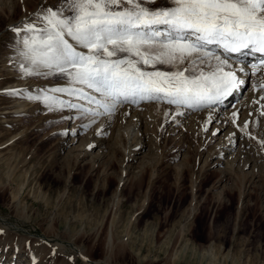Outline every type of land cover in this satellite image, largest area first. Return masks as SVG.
Instances as JSON below:
<instances>
[{
  "label": "rangeland",
  "instance_id": "374dc122",
  "mask_svg": "<svg viewBox=\"0 0 264 264\" xmlns=\"http://www.w3.org/2000/svg\"><path fill=\"white\" fill-rule=\"evenodd\" d=\"M148 6L172 5L155 0ZM49 9L73 14L65 0H0V264H264V67L246 74L237 97L235 90L211 107L138 101L139 109L122 126L137 124L146 146L128 163L127 134L120 137L122 146L116 134L133 103L104 115L67 106L49 111L45 94L104 110L67 92H51L81 87L67 78L27 76L21 69L30 67L19 54L23 39L39 35L25 33L24 26L43 29ZM208 50L238 70L232 55L217 45ZM254 58L246 67L252 68ZM216 63L205 61L196 74L214 70ZM185 66L187 61L178 68L143 67ZM14 90L19 94L9 95ZM137 113L138 122L132 119ZM149 114L151 119H143ZM90 139L99 144L86 151L82 143ZM220 151L222 164L204 167L219 160L210 152ZM146 158L152 164L137 187L132 181ZM124 164L131 168L126 177Z\"/></svg>",
  "mask_w": 264,
  "mask_h": 264
},
{
  "label": "snow or ice",
  "instance_id": "6c2138e0",
  "mask_svg": "<svg viewBox=\"0 0 264 264\" xmlns=\"http://www.w3.org/2000/svg\"><path fill=\"white\" fill-rule=\"evenodd\" d=\"M65 3L71 16H65L63 9H49L42 17L43 29L33 24L24 26L25 33L39 35L23 39L19 54L30 67H20L27 76L67 78L70 85L81 87L52 88L51 92H67L104 111L66 104L55 95L45 94L43 101L49 111L67 106L81 109L82 114L104 115L121 103L145 100H163L177 107H211L244 83L237 72H245V67L234 69L227 58L208 50V46L217 45L226 54L245 50L264 54V0H170L171 7L158 9L148 6L155 0ZM161 25L168 30L159 31ZM13 30L17 34L21 31ZM211 59L217 61L214 70L206 73L199 69L197 75L198 66ZM186 61L187 66L177 71H145L143 67L162 64L178 68ZM260 65L264 59L252 68ZM18 94L15 90L9 93Z\"/></svg>",
  "mask_w": 264,
  "mask_h": 264
},
{
  "label": "bare ground",
  "instance_id": "6f19581e",
  "mask_svg": "<svg viewBox=\"0 0 264 264\" xmlns=\"http://www.w3.org/2000/svg\"><path fill=\"white\" fill-rule=\"evenodd\" d=\"M158 30L159 31H161V32H166L168 29H167V27H159L158 28ZM209 48L211 47V48H213L214 47V45H209L208 46ZM222 50V49H221ZM222 52H223V50H222ZM222 55V54H221ZM226 55H232V57H233V60H236V61H234L235 62V65H238V69L240 68V67H245V72H243V73H240V72H237V75L239 76V78L240 79H242L244 82H245V76H246V74L249 72H255V71H258L260 68H262V67H264V65H260L259 66V68H257V69H253V68H248V66L246 67V64H245V61H247L248 60V58L250 57V56H255V58H254V60H253V62H254V64L255 65H259V62H260V60L262 59V57H264V54H261V53H251V52H243V53H241V54H236V53H231V54H226ZM223 57V56H222ZM261 58V59H260ZM232 60V61H233ZM264 83V82H263ZM245 83H243L242 85H240L237 89H236V91H237V93H235V96L237 97V95L241 92L240 90H241V88H242V86L244 85ZM244 88V87H243ZM234 94V93H233ZM241 95V94H240ZM263 95H264V91H263ZM247 103H249V102H244L243 104L244 105H246ZM243 104H241L242 106H241V109L244 107L243 106ZM134 105H136V104H133V105H129V106H127L126 108H125V110L123 111L124 112V114H122L121 115V126L119 125V129L117 130V134H116V138H117V141H119V145H121L122 146V144H121V135L122 136H124L122 133L123 132H125L127 135V139H128V143H129V146L127 145V147H125V155H124V161H127L128 163H130V162H132V161H134V160H136V155L137 154H140V151L146 146L145 144H143V137H146V134L145 133H140V129L139 130H137L138 128H137V124H133V122H131L130 124H128L127 126H125L126 124H123L124 126H122V123H128L129 122V112H131L133 109L134 110H138L139 108L138 107H134ZM238 107V106H237ZM246 107V106H245ZM196 109H198V107H196ZM232 113H235L236 115H235V117L233 116V118H234V120H236L237 118H238V116L240 115L239 114V111L238 110H234ZM142 115V114H141ZM141 115H139V113H137V114H135L133 117H132V119L134 120L135 118H138L136 121L138 122V121H140V118L138 117V116H141ZM151 115L149 114V115H143V119H151ZM142 118V117H141ZM129 119V120H128ZM131 119V120H132ZM132 120V121H133ZM135 121V120H134ZM70 128V127H69ZM76 128V127H75ZM75 128H72V129H70V131L69 132H75L76 131V129ZM234 142H235V138L234 139H231L230 140V145H234ZM98 141L97 140H95V139H90L87 143H85V142H83L82 143V148H86L85 150L87 151V150H90V149H93V148H95V147H97L98 146ZM226 148H229V147H226ZM230 150H234V149H230ZM79 151H82V149L81 150H79ZM169 151V150H168ZM223 152H210V154H209V156L211 157V158H216V157H219V160L218 161H216V163L214 164V163H208V164H206V162H205V165H204V167H206L207 169H208V167H213V166H218V165H220V164H222V159H223V156H224V154H222ZM146 159H148L147 161H145L144 163H143V165H142V167H141V170L137 173V174H135L134 175V178H133V185H136L137 187H141L142 186V184H143V182L145 181V175H147L146 174V169L148 168V166L150 167V164H152V163H150V159L149 158H146ZM190 166V165H189ZM125 169H124V168ZM188 168H190V167H188ZM122 169H124V171H122V177L124 176V177H126V176H128V175H130V170H131V168H129L127 165H123L122 166ZM180 169V168H179ZM179 171H181V170H178V172ZM189 173V172H188ZM154 175V174H153ZM153 175H151L150 176V178H151V180L153 179ZM122 183H124L123 182V179H121V181H120V184H119V188H120V186L122 185ZM194 186V183L192 184V187ZM194 189V188H193ZM193 191V190H192ZM113 243V236L111 235L110 237H109V245L110 244H112Z\"/></svg>",
  "mask_w": 264,
  "mask_h": 264
}]
</instances>
